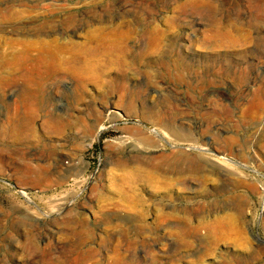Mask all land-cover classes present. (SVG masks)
<instances>
[{
	"label": "rangeland",
	"instance_id": "1",
	"mask_svg": "<svg viewBox=\"0 0 264 264\" xmlns=\"http://www.w3.org/2000/svg\"><path fill=\"white\" fill-rule=\"evenodd\" d=\"M199 2L70 4L101 64L45 80L48 110L4 108L22 83L0 98V264H264V0ZM178 154L199 174L138 164Z\"/></svg>",
	"mask_w": 264,
	"mask_h": 264
},
{
	"label": "bare ground",
	"instance_id": "2",
	"mask_svg": "<svg viewBox=\"0 0 264 264\" xmlns=\"http://www.w3.org/2000/svg\"><path fill=\"white\" fill-rule=\"evenodd\" d=\"M71 3H76L80 5V8H85V10L92 13V18L95 19L101 18L98 9L103 11L114 6L113 0H70L67 4L55 1L44 4L43 0H0V98L5 96L6 90L11 85L22 83L17 94L19 102L15 101L4 107L9 112H30L40 108L48 110V105L33 102L38 97L39 91L43 89L45 80L50 78L62 79L70 75L82 78L84 73L90 70L91 65H98L99 58H88L94 50L88 49L84 52L76 50V43L69 38L66 39V31L73 30V32H76L80 24H87L90 21L89 18L78 19V9L71 7ZM96 3L100 5L96 6ZM185 3L200 5L199 0H185ZM110 20L107 19L106 21L111 23ZM25 31L26 33L32 31L38 36L35 39L6 36V33L18 35L25 33ZM90 31L89 34L92 35L89 37L92 40L95 36L93 33H100L101 29L95 28ZM80 98L81 96H77L75 100L77 101ZM86 108L94 111L95 105L89 103L86 104ZM6 113L8 112L6 111ZM54 122L56 125L79 124L81 118L78 116L64 120L59 116H55ZM95 125L92 123L88 126V129L95 127ZM103 129L100 126L97 133L99 134ZM229 139L230 141L234 140L233 137H229ZM178 155L180 158H173L170 161L167 158L165 159L164 156L148 157L145 161H138V164L140 163L139 166L142 164V168L146 166L147 169H142L146 171H162L177 175L199 174L201 162L195 160V162L189 160L188 162L183 159V155ZM148 156L151 155L148 154ZM187 162L189 163L187 167L181 166L182 163L187 164ZM140 169L136 168L139 173L136 178H140ZM196 177L195 179L200 183L205 180V178L202 180L201 176ZM242 207L240 205L239 210ZM139 216L140 221H143L144 213ZM163 217L164 214H157L155 218L157 226H161ZM133 225H136L135 229L138 233L142 234L144 232L143 223Z\"/></svg>",
	"mask_w": 264,
	"mask_h": 264
}]
</instances>
